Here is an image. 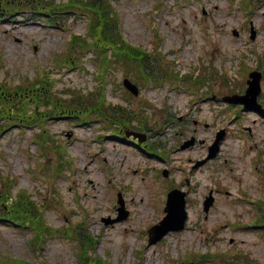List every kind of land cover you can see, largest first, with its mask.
Returning <instances> with one entry per match:
<instances>
[{"label":"rangeland","instance_id":"obj_1","mask_svg":"<svg viewBox=\"0 0 264 264\" xmlns=\"http://www.w3.org/2000/svg\"><path fill=\"white\" fill-rule=\"evenodd\" d=\"M246 1L0 0V87L15 108L25 105L18 112L8 104L0 115V207L24 192L41 208L36 226L10 221L0 208V264H77L84 230L98 240L93 253L110 264H264L263 216L262 225H249L264 205V115L242 110L232 119L238 105L222 100L241 89L251 65L264 72V0L249 2L251 12ZM113 21L129 47L147 53L153 79L142 60L114 59L119 52L104 39ZM96 31L104 44L95 43ZM126 77L140 84L139 95L124 86ZM96 89L120 111L107 114L149 133L151 154L114 137L118 121L35 108V93L81 107ZM223 127L219 157L193 168L204 144L182 145L195 129L208 143ZM179 185L187 191V228L149 244L148 228ZM120 191L129 217L107 224L103 217L118 215Z\"/></svg>","mask_w":264,"mask_h":264},{"label":"trees","instance_id":"obj_2","mask_svg":"<svg viewBox=\"0 0 264 264\" xmlns=\"http://www.w3.org/2000/svg\"><path fill=\"white\" fill-rule=\"evenodd\" d=\"M113 45V48H116L117 46L119 47L118 49H124L125 50V47H124V45H122V44H118L117 42L115 43V41H113V42H111ZM99 100V99H98ZM100 104H104V102H101ZM99 104V105H100ZM95 264H106V263H104V262H102V261H96L95 262Z\"/></svg>","mask_w":264,"mask_h":264}]
</instances>
